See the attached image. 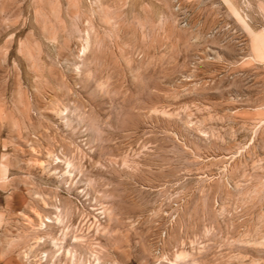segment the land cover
Masks as SVG:
<instances>
[{"label": "rangeland", "instance_id": "374dc122", "mask_svg": "<svg viewBox=\"0 0 264 264\" xmlns=\"http://www.w3.org/2000/svg\"><path fill=\"white\" fill-rule=\"evenodd\" d=\"M0 264H264V0H0Z\"/></svg>", "mask_w": 264, "mask_h": 264}]
</instances>
